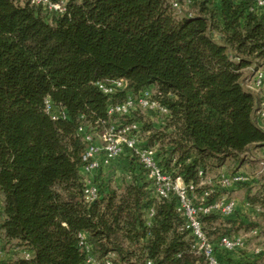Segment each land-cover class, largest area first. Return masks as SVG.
Segmentation results:
<instances>
[{
  "label": "trees",
  "instance_id": "16d2710c",
  "mask_svg": "<svg viewBox=\"0 0 264 264\" xmlns=\"http://www.w3.org/2000/svg\"><path fill=\"white\" fill-rule=\"evenodd\" d=\"M250 67L264 69V8L253 0H67L63 13L0 0V264H90L79 233L98 264H206L191 249L175 196L155 198L134 158L120 156L101 169L100 195L84 203L85 142L77 127L100 131L110 121L109 103L154 87L169 109L164 121L154 126L138 112L122 120L139 121L164 167L199 193L210 186L200 185L208 169L242 173L249 153L261 147L259 165L264 96L244 85ZM115 78L126 88L108 95L95 85ZM45 99L66 117L52 119ZM258 169L222 192L241 188L244 203L264 207ZM241 214L210 213L203 229L215 238L264 218ZM260 254L219 258L259 264Z\"/></svg>",
  "mask_w": 264,
  "mask_h": 264
},
{
  "label": "built area",
  "instance_id": "2783aa9c",
  "mask_svg": "<svg viewBox=\"0 0 264 264\" xmlns=\"http://www.w3.org/2000/svg\"><path fill=\"white\" fill-rule=\"evenodd\" d=\"M31 5L40 6L47 13H63L67 0H28ZM254 7L264 8V0H253ZM173 6H177L173 3ZM95 85L105 94L111 95L126 88L127 82L123 78L96 81ZM244 85L253 92L264 96V69L250 67L244 78ZM154 87H147L135 94H128L123 99L109 103L107 115L110 121L104 124L100 131L87 128L80 123L77 132L85 142L82 154L81 173L83 179L84 203L94 202L100 195V190L95 175L105 167L111 166L120 156L134 158L143 169L145 179L155 198L158 200L174 195L177 200L176 209L185 219V229L191 238V249L195 254H201L206 264H227L219 258V252L228 254L237 253L246 249V236L258 234V229L236 234H221L215 238L209 236L202 226V217L210 213H218L222 217L230 216L238 205V200L226 192L238 185L249 182L251 177L240 172L220 173L210 185L196 192V185L186 186L180 175H175L172 170L166 169L161 163L156 145H147L144 141L139 121L124 122L123 117L138 112L154 117L161 123L169 114V109L157 97ZM44 111L52 118H65L66 113L62 108L55 106L49 99L44 101ZM264 117V112H260ZM264 171V151L259 160L257 174ZM201 175V172H200ZM129 177V175L127 176ZM203 179L200 185H205ZM221 191V192H220ZM226 191V192H222ZM215 197L210 198L211 195ZM247 207L249 204L244 203ZM255 211L264 212L261 206H255ZM153 209L147 212V223L150 224ZM77 245L87 254V262L98 264L92 255V245L87 241L85 233H79ZM11 251L19 252L24 258H29L31 252L25 248L15 247ZM260 246L251 249L252 254H258ZM3 256L0 250V259ZM109 264V262H107ZM148 264L150 262L148 261Z\"/></svg>",
  "mask_w": 264,
  "mask_h": 264
},
{
  "label": "rangeland",
  "instance_id": "374dc122",
  "mask_svg": "<svg viewBox=\"0 0 264 264\" xmlns=\"http://www.w3.org/2000/svg\"><path fill=\"white\" fill-rule=\"evenodd\" d=\"M185 9H187V7H185L184 10ZM246 72H247V70H246ZM151 120L153 121L154 126H157L158 125L157 122H156V119L154 117ZM142 137L144 139H146L147 136L143 135ZM253 162H255L254 163L255 165L252 164V163L251 164L248 163L249 164L248 167H241L240 171L242 173H244V174L254 175L255 172H256V169H257V167L259 165H258V160L253 161ZM115 165L118 166L117 163ZM226 168L225 169H208L206 175L203 178V181L205 183H207L208 181L212 182V181L215 180V178L220 173H222V172H224V173L231 172L232 168H229L227 170H226ZM106 169H108V167H105L104 168V170H106ZM110 180H111L110 182H112V179L111 178H110ZM256 180L259 181L261 179L260 178H256ZM237 191H241L240 194L237 193ZM242 192H243L242 189L241 188H238L237 190L228 192V195L236 198L239 201H241L243 199V196H242L243 193ZM0 206H1V198H0ZM255 226L258 227V231L259 232H258L257 235H249V236H246V240H245L246 241V249H244V250L247 251V252H249V253H251L250 251H251L252 247H254V246H260V247H262V251H261V254H260L261 257L259 258V264H264V250H263V245H264V218H261V220L256 219L255 221H253V223L251 225H248L246 227L241 228L243 230H240L239 229L238 232L239 233H243V232L247 231V229H249L251 227H255ZM232 229H234L235 230V233H237V229L236 228H232Z\"/></svg>",
  "mask_w": 264,
  "mask_h": 264
},
{
  "label": "crops",
  "instance_id": "0c3cea01",
  "mask_svg": "<svg viewBox=\"0 0 264 264\" xmlns=\"http://www.w3.org/2000/svg\"><path fill=\"white\" fill-rule=\"evenodd\" d=\"M261 151H262L261 147L254 148L252 150V152L249 153L248 160L245 163H243L241 167H248V165H249L248 163L254 164L255 162H253V161H256L259 159V155H260ZM240 192L241 191H237V193H239V194H240ZM237 208L242 213L240 218H242L243 220H252V219H255L257 217V212L255 211V209L251 208V207H247L244 204L243 200H241V201L238 200ZM263 247H264V245H263Z\"/></svg>",
  "mask_w": 264,
  "mask_h": 264
}]
</instances>
